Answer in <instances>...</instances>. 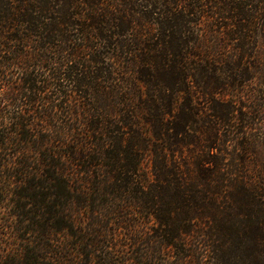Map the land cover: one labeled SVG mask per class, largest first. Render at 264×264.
I'll list each match as a JSON object with an SVG mask.
<instances>
[{"label": "trees", "instance_id": "obj_1", "mask_svg": "<svg viewBox=\"0 0 264 264\" xmlns=\"http://www.w3.org/2000/svg\"><path fill=\"white\" fill-rule=\"evenodd\" d=\"M263 32L264 0H0V91L83 99L24 129L0 264H264Z\"/></svg>", "mask_w": 264, "mask_h": 264}, {"label": "rangeland", "instance_id": "obj_2", "mask_svg": "<svg viewBox=\"0 0 264 264\" xmlns=\"http://www.w3.org/2000/svg\"><path fill=\"white\" fill-rule=\"evenodd\" d=\"M260 42L264 43V32L261 33ZM18 66L20 65L11 63L8 67L9 75L11 74L12 79H15L16 82L22 81L25 77L22 68ZM3 88V90L0 91V114L3 115L5 111L6 114L8 111L12 114V112L15 111L14 109H16V105L23 104V100L28 99V92L17 88V91L15 89L9 90L10 88L7 89L6 85ZM64 93H61L58 99H54L56 104L59 103L60 106L57 105L58 107L54 110L53 115L49 113L44 115L43 110L38 111L33 106L23 104L24 106L20 112L22 111L24 114L23 122L25 126H22L21 123L20 129H18V127L7 121L8 119H6V124L4 126L0 125V248L3 246V243L6 242V237L14 238L16 241H19V238L17 239L13 236L14 230L11 226L15 224L16 218L18 219L20 214L17 213L15 207H12L14 202H12L9 198L10 195L6 194L4 190L8 187L15 188L19 184L22 185L24 172L21 171V169H31L29 167L27 168L26 165L29 164L30 167L33 165L31 161L32 155L34 154V146L32 143H25L23 141V136L26 132L24 129L30 130L29 134L26 136L31 135L32 137L37 136L41 138L42 135L49 134L56 142L59 136L64 138L65 135L78 132V128L83 127V123L78 122L79 112L77 111V115L74 113L72 116L69 112L71 109L70 106L78 108L77 103L73 100L80 99L78 102H81L83 99L78 91H71L67 94ZM71 98L73 100H71ZM68 99H70V101H68ZM58 100L60 101L58 102ZM80 117H83V111ZM20 119L21 118L18 120ZM81 120L83 122V118H81ZM49 130H51V132H49ZM12 198L13 200L15 199L13 196ZM27 205L28 204L25 206ZM8 224L10 227H8ZM19 231L22 232L21 230ZM18 234L20 233L18 232ZM79 263L83 264V256Z\"/></svg>", "mask_w": 264, "mask_h": 264}]
</instances>
